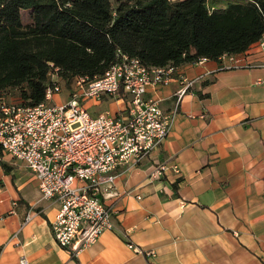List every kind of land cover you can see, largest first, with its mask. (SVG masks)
I'll use <instances>...</instances> for the list:
<instances>
[{
	"label": "crops",
	"instance_id": "1",
	"mask_svg": "<svg viewBox=\"0 0 264 264\" xmlns=\"http://www.w3.org/2000/svg\"><path fill=\"white\" fill-rule=\"evenodd\" d=\"M181 75L202 78L181 97L162 143L103 192L113 228L77 253L52 235L56 203L1 149L0 264H264V34L241 53L178 65L146 97L171 108ZM85 105L96 114L124 102ZM161 161L179 173L150 177Z\"/></svg>",
	"mask_w": 264,
	"mask_h": 264
},
{
	"label": "built area",
	"instance_id": "2",
	"mask_svg": "<svg viewBox=\"0 0 264 264\" xmlns=\"http://www.w3.org/2000/svg\"><path fill=\"white\" fill-rule=\"evenodd\" d=\"M174 70L172 65L147 67L136 57L121 55L92 78L74 75L67 81L56 68L49 70L44 101L36 105L0 97V148L37 178L41 198L56 203L50 229L61 247L77 253L113 228V211L103 202V192L162 143L181 97L202 78L181 75L174 104L163 109L159 99L145 94L170 80ZM61 93L64 98L55 100ZM106 97L121 98L124 106L90 113L85 101L99 103ZM169 170L179 173L177 164L161 161L149 176L159 178ZM26 262L20 258V264Z\"/></svg>",
	"mask_w": 264,
	"mask_h": 264
},
{
	"label": "trees",
	"instance_id": "3",
	"mask_svg": "<svg viewBox=\"0 0 264 264\" xmlns=\"http://www.w3.org/2000/svg\"><path fill=\"white\" fill-rule=\"evenodd\" d=\"M224 1L0 0V97L17 88L36 105L49 70L92 78L121 55L176 68L241 53L264 34V0Z\"/></svg>",
	"mask_w": 264,
	"mask_h": 264
},
{
	"label": "rangeland",
	"instance_id": "4",
	"mask_svg": "<svg viewBox=\"0 0 264 264\" xmlns=\"http://www.w3.org/2000/svg\"><path fill=\"white\" fill-rule=\"evenodd\" d=\"M226 1L224 0H208V4L210 5H216V6H223L225 5ZM22 21L24 23L28 22L29 19H30V16H29V12L27 10H24L22 12ZM67 84V83H66ZM64 85L63 87V91L65 92V90H67V85ZM5 98H7L9 101H19L20 98H19V91L17 88H7L5 90ZM105 106V104L103 105Z\"/></svg>",
	"mask_w": 264,
	"mask_h": 264
}]
</instances>
